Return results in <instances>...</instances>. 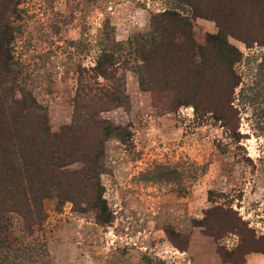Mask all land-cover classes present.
Segmentation results:
<instances>
[{"label":"rangeland","instance_id":"374dc122","mask_svg":"<svg viewBox=\"0 0 264 264\" xmlns=\"http://www.w3.org/2000/svg\"><path fill=\"white\" fill-rule=\"evenodd\" d=\"M173 7L191 23L194 61L203 52L213 56L207 36L220 30L214 18L236 61L226 57L201 90L199 71L186 83V69L169 67L186 101L175 108L155 102L150 83L143 87L122 69V99L110 94L94 105L81 131L92 145L102 138L97 184L71 177L90 169L77 153L59 162L65 174L42 183L36 161L53 146L34 130L43 121L51 133L70 125L79 88L106 83L90 70L97 39L147 35ZM196 7L176 0H0V31L6 27L11 38L0 108L20 118L0 134V264H264V253L249 250L250 234L235 228L264 237V0ZM157 165L184 173L150 180L145 171ZM98 194L104 208L96 206Z\"/></svg>","mask_w":264,"mask_h":264},{"label":"trees","instance_id":"16d2710c","mask_svg":"<svg viewBox=\"0 0 264 264\" xmlns=\"http://www.w3.org/2000/svg\"><path fill=\"white\" fill-rule=\"evenodd\" d=\"M178 3L189 6L191 9L197 8L196 5L201 4L205 0H176ZM174 8V7H173ZM164 9L159 14L160 26L158 30L151 31L147 35L133 36L129 38L125 43H119L113 39L107 41L106 39H97L99 47V55L95 60V65L90 67L91 71L95 72L96 77H101L106 83H100L98 81H86L85 84L79 88L76 92L74 99V112L72 116V123L68 126L62 127L58 132H49L45 129L44 121L38 124L37 129L34 131L38 132L41 136V142L48 144L52 147L47 149L43 157L38 158L36 165L42 170H39L41 182L43 183L44 178L47 179L48 175L54 177L62 176L65 171H59L57 168L60 165L59 162H63L64 156L71 154H81L85 157V164L88 169L82 172H73L72 178L84 180L86 182L96 180L97 184V169L101 168V139L99 138L96 143L92 145L85 137L81 134V131L87 128L91 123L92 107L94 105H103L107 103L110 94H117L115 99L121 100L120 90L122 89L121 81V70L130 69L135 72L139 78V81L143 87L146 83H150L152 87L149 90L153 93L155 102L163 103L165 106H171L173 108L186 104V101L181 99L182 89L177 88L176 85L180 83L178 76L175 74H169L166 70L173 66L174 68L186 69V83L194 78V72H200L201 81H199L198 89L201 90V86L211 83L219 74L221 64L225 63V58L233 56L228 62L230 65L234 62L238 56L237 50L230 46L223 35L222 26L218 22L217 18H214L217 22V26L220 29L216 33L209 34L207 36L209 43V50L213 53L210 58L203 52L201 55V61H194L192 55L194 54L195 44L191 36V23L186 14L181 13L176 8ZM199 13L192 12L191 16H199ZM5 26L0 24V27ZM105 32H107L105 30ZM2 33V34H1ZM9 33L6 27L0 31V69L8 65L9 52L7 51V44L9 40L6 39ZM105 40V41H103ZM113 45L112 48L109 47ZM209 50L207 52H209ZM216 59V61L214 59ZM236 61V60H235ZM1 72V70H0ZM92 79V76H89ZM154 84L158 88H154ZM181 85V83H180ZM235 83H233V86ZM159 90L161 93L155 91ZM119 94V95H118ZM187 94V91L184 95ZM197 94V92H196ZM199 94V93H198ZM197 94V95H198ZM123 96V95H122ZM118 104V103H117ZM195 110L198 107L194 105ZM99 110V109H98ZM26 112V111H24ZM18 113L17 115H20ZM26 115H31L30 111ZM19 117H16L13 112H7L6 109L0 108V134L9 132L13 129V125ZM29 126V124H28ZM27 129L33 130L31 127ZM10 127V128H9ZM94 127L99 129V134L105 136L106 126L104 121H94ZM108 127V126H107ZM117 130H121L119 127H115ZM81 134V136L79 135ZM33 138V137H32ZM124 140V139H120ZM83 141L86 144L76 147ZM43 149V148H42ZM80 152V153H79ZM78 158V159H79ZM176 168V167H175ZM174 167L169 165L164 166H153V168L145 171V175L150 180L166 179L172 180L174 174L184 173L183 170L178 171ZM92 170V171H91ZM91 171V172H90ZM188 175V174H187ZM189 177V176H188ZM57 178V177H56ZM58 185H52L53 190ZM44 186H41V191ZM55 191V190H54ZM99 208L103 207V201L98 194L95 198ZM218 208L209 209L205 213V217L208 214L215 213ZM206 221V219H205ZM207 222L204 224L206 226ZM243 224V222H242ZM239 233L248 232L249 238V250L259 251L264 253V237L256 236L253 230H249L245 226L238 224L235 226ZM231 262H235L231 259Z\"/></svg>","mask_w":264,"mask_h":264}]
</instances>
